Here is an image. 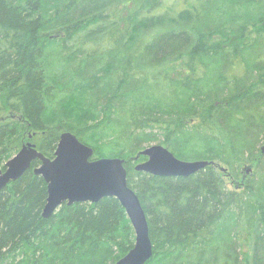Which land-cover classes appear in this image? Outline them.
<instances>
[{
	"label": "trees",
	"instance_id": "trees-1",
	"mask_svg": "<svg viewBox=\"0 0 264 264\" xmlns=\"http://www.w3.org/2000/svg\"><path fill=\"white\" fill-rule=\"evenodd\" d=\"M62 133L124 160L146 264H264V0H0V170ZM154 144L209 165L136 172ZM38 164L0 192V264H116L135 240L119 202L45 219Z\"/></svg>",
	"mask_w": 264,
	"mask_h": 264
},
{
	"label": "water",
	"instance_id": "water-1",
	"mask_svg": "<svg viewBox=\"0 0 264 264\" xmlns=\"http://www.w3.org/2000/svg\"><path fill=\"white\" fill-rule=\"evenodd\" d=\"M264 154V147L261 148ZM146 161L135 166L136 172L159 178H187L205 169V161L185 162L177 159L160 145H151L140 151ZM39 164L33 173L47 184V198L42 216L50 218L62 205L96 204L105 198L116 199L124 209L133 228V248L116 264H146L153 255L145 213L136 194L127 184L124 160L116 158L93 159V150L80 143L70 133H62L52 159L44 157L30 143L0 170V192ZM248 173L250 169L246 170Z\"/></svg>",
	"mask_w": 264,
	"mask_h": 264
},
{
	"label": "rangeland",
	"instance_id": "rangeland-1",
	"mask_svg": "<svg viewBox=\"0 0 264 264\" xmlns=\"http://www.w3.org/2000/svg\"><path fill=\"white\" fill-rule=\"evenodd\" d=\"M30 140H31V136H29L28 138H25V139H24L23 146L26 145V144H28V143H31V144H32V142H31ZM154 145H156V144H154ZM21 148H22V147H21ZM21 148H20V149H21ZM146 148H147V147H146ZM20 149H19V150H20ZM17 153H18V152H17ZM17 153H16V154H17ZM16 154H15V155H16ZM15 155H14V156H15ZM243 174H244L245 176H249L248 172H247L245 169L243 170Z\"/></svg>",
	"mask_w": 264,
	"mask_h": 264
}]
</instances>
